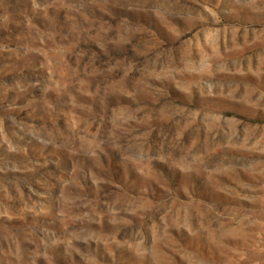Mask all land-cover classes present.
Masks as SVG:
<instances>
[{
	"label": "rangeland",
	"instance_id": "1",
	"mask_svg": "<svg viewBox=\"0 0 264 264\" xmlns=\"http://www.w3.org/2000/svg\"><path fill=\"white\" fill-rule=\"evenodd\" d=\"M0 264H264V0H0Z\"/></svg>",
	"mask_w": 264,
	"mask_h": 264
}]
</instances>
